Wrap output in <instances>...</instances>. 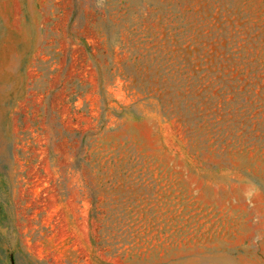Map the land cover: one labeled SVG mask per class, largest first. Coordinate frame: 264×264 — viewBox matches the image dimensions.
<instances>
[{"label": "rangeland", "instance_id": "rangeland-1", "mask_svg": "<svg viewBox=\"0 0 264 264\" xmlns=\"http://www.w3.org/2000/svg\"><path fill=\"white\" fill-rule=\"evenodd\" d=\"M0 264H264V0H0Z\"/></svg>", "mask_w": 264, "mask_h": 264}]
</instances>
